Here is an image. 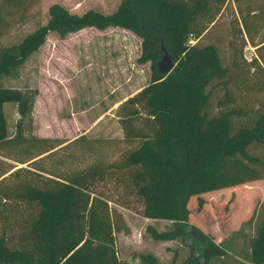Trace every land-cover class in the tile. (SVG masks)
Instances as JSON below:
<instances>
[{
	"label": "trees",
	"instance_id": "trees-1",
	"mask_svg": "<svg viewBox=\"0 0 264 264\" xmlns=\"http://www.w3.org/2000/svg\"><path fill=\"white\" fill-rule=\"evenodd\" d=\"M256 1L121 0L110 13L93 8L77 13L54 2L46 23L0 48L1 76L37 52L50 32L63 39L88 27L131 30L142 38L141 60H152V74L126 102L142 108L155 123L151 134L130 132L131 142L137 143L118 158L84 165L80 158L93 149L85 133L74 138L34 133L38 87L0 85V264H121L117 233H129L131 227L97 186L108 178L141 201L143 216L172 222L162 231L149 226L154 238L180 239L189 248L184 260L177 263L175 254L169 264H211L231 251L246 258L241 264H264L263 203L235 230L243 233L253 224L246 250L226 242L227 232L216 239L215 230L190 218L193 196L201 210L206 192L264 179V102L240 106L235 90L243 85L264 91V36L259 42L253 37L264 4ZM24 3L0 0V35ZM230 3L238 12L239 31L256 47L247 62L257 70L255 82L244 81L237 56L227 64L215 43L200 42ZM160 41L176 62L167 75L157 68ZM219 85L225 92L213 110L212 90ZM6 102H15L18 110L11 135ZM138 112L134 108L130 115ZM140 260L163 264L152 252L141 253Z\"/></svg>",
	"mask_w": 264,
	"mask_h": 264
},
{
	"label": "rangeland",
	"instance_id": "rangeland-1",
	"mask_svg": "<svg viewBox=\"0 0 264 264\" xmlns=\"http://www.w3.org/2000/svg\"><path fill=\"white\" fill-rule=\"evenodd\" d=\"M54 2H60L77 13L90 8L110 13L117 9L121 0H25L23 7L15 11L10 28L0 35V48L19 42L37 26L46 23L48 8ZM255 4H264V0H257ZM236 10L233 3L228 4L216 24L201 36L200 42L215 43L227 64L237 56L245 75L244 81L255 82L257 70L250 68L247 62L255 56L256 47L246 33L239 31ZM263 36L264 14L260 15L253 31L254 42H259ZM241 51L243 57H240ZM141 54L142 38L121 27L111 26L103 30L88 27L63 39L50 32L37 52L14 68L11 74L0 76V85L38 87L33 127L36 135L74 138L85 133L91 138L93 149L82 155L80 163L110 162L137 143L131 142L130 132L141 130L151 134L155 128V123L142 108L126 102L151 79L152 60H141ZM235 90L240 106L264 102V91H257L253 86L242 85ZM224 92L221 85L212 90L213 110L217 109L218 98ZM134 108L139 112L130 115ZM4 111L11 135L18 117L17 104L6 102ZM97 186L109 194L113 200L111 204L123 213L128 224L133 225L129 233H117L121 264H144L140 254L146 252L158 254L161 262L166 264L165 243L154 238L149 226L162 231L172 222L164 220L146 224L141 201L125 194L115 178L101 180ZM203 197L206 202L201 210L198 209L197 196L191 198V220L211 232L215 230L216 239L227 232L226 242L230 241L234 248L246 250L253 224L246 225L243 233L235 230L250 217L256 204L264 205V179L206 192ZM263 205L259 207V216L264 215ZM175 240L167 250L177 252L180 258L188 254L189 248L180 239Z\"/></svg>",
	"mask_w": 264,
	"mask_h": 264
},
{
	"label": "crops",
	"instance_id": "crops-1",
	"mask_svg": "<svg viewBox=\"0 0 264 264\" xmlns=\"http://www.w3.org/2000/svg\"><path fill=\"white\" fill-rule=\"evenodd\" d=\"M143 219H144V222L146 224H151L152 221H164V220L167 221V219H154V218H148V217H145V216H143ZM168 221H170V220H168ZM129 225H130V227L132 229L133 225L130 224V223H129ZM175 241H176L175 239L166 240V241L163 240L162 241L163 244L165 243L164 244L165 245V253L164 254H165V260H167L166 264H169L172 261V259H173L175 254H177V258H176L177 263H179L182 260H184L187 257V255H188V254H186L185 256H182L180 258L181 255H179L177 252H174L172 250H167L168 247H171V243H173ZM154 254L160 259V256L158 254H156V253H154ZM119 258H120V261H121L122 258H121L120 254H119ZM160 261H161V259H160ZM213 261H216V262H213ZM213 261L211 262V264H213V263L214 264H241L242 262H246L247 260H246V258L243 255H240L239 253L231 251L230 254H228L226 256L218 257L216 260L214 259Z\"/></svg>",
	"mask_w": 264,
	"mask_h": 264
},
{
	"label": "water",
	"instance_id": "water-1",
	"mask_svg": "<svg viewBox=\"0 0 264 264\" xmlns=\"http://www.w3.org/2000/svg\"><path fill=\"white\" fill-rule=\"evenodd\" d=\"M159 48L161 56L157 62V68L160 73L167 75L175 68L176 62L165 43H160Z\"/></svg>",
	"mask_w": 264,
	"mask_h": 264
},
{
	"label": "built area",
	"instance_id": "built-area-1",
	"mask_svg": "<svg viewBox=\"0 0 264 264\" xmlns=\"http://www.w3.org/2000/svg\"><path fill=\"white\" fill-rule=\"evenodd\" d=\"M191 42H194V38L191 36V39H190Z\"/></svg>",
	"mask_w": 264,
	"mask_h": 264
}]
</instances>
